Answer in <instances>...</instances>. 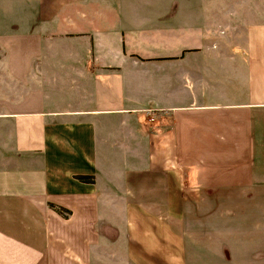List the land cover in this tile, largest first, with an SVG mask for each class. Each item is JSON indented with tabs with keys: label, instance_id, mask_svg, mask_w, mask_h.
Segmentation results:
<instances>
[{
	"label": "crops",
	"instance_id": "crops-1",
	"mask_svg": "<svg viewBox=\"0 0 264 264\" xmlns=\"http://www.w3.org/2000/svg\"><path fill=\"white\" fill-rule=\"evenodd\" d=\"M142 7L0 0V264H264V21L142 69Z\"/></svg>",
	"mask_w": 264,
	"mask_h": 264
},
{
	"label": "rangeland",
	"instance_id": "rangeland-1",
	"mask_svg": "<svg viewBox=\"0 0 264 264\" xmlns=\"http://www.w3.org/2000/svg\"><path fill=\"white\" fill-rule=\"evenodd\" d=\"M129 3H132L134 8L144 6L135 10L133 17H130L129 9L126 11L128 15L124 14L128 22L130 19L132 21L131 29H137L138 25L145 24L149 17L152 18L151 27L141 33H146L145 35H148L149 39V43L142 44V46L154 51L142 54L144 58L137 59V61L139 60L138 65L142 69L147 67L152 70L158 69L154 65H150L155 61L145 58L147 55L157 54L156 50L159 45L157 41L159 40L166 41L165 46L172 47L174 46L172 39H175L177 34L181 35L182 40L188 39L190 36L196 37L198 41L202 37H207L210 38L209 41L213 42V45L222 47L221 50L224 51V37L237 38L238 36L241 39L245 36V29L248 25L264 21V0H129ZM179 8L180 13L177 11ZM163 15L164 19L161 20ZM136 19L140 23L136 22ZM61 46L64 45H54V48L61 51ZM230 46L237 48L235 44H230ZM0 51H2L1 48ZM140 51H142L141 42L136 41L128 49V54ZM133 61L136 60L133 59ZM160 67L164 68L165 72H171L173 64L168 63ZM166 90L167 88L163 86L159 88V93L165 95ZM172 91L171 87L170 92ZM141 95L142 93H140Z\"/></svg>",
	"mask_w": 264,
	"mask_h": 264
}]
</instances>
